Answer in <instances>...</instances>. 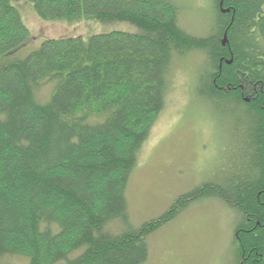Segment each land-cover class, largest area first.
Wrapping results in <instances>:
<instances>
[{
    "label": "trees",
    "instance_id": "trees-1",
    "mask_svg": "<svg viewBox=\"0 0 264 264\" xmlns=\"http://www.w3.org/2000/svg\"><path fill=\"white\" fill-rule=\"evenodd\" d=\"M27 1L43 21L134 30L46 38L13 57L34 38L19 6L0 0V264L12 256L24 264H143L148 237L202 198L238 215L233 264H264V0H222L226 12L212 0L203 35L180 25L171 0ZM192 51L203 54L201 99L246 117L238 121L244 163L133 225L130 176L164 108L174 60Z\"/></svg>",
    "mask_w": 264,
    "mask_h": 264
},
{
    "label": "rangeland",
    "instance_id": "rangeland-1",
    "mask_svg": "<svg viewBox=\"0 0 264 264\" xmlns=\"http://www.w3.org/2000/svg\"><path fill=\"white\" fill-rule=\"evenodd\" d=\"M11 1L19 6L21 19L34 38L29 42L31 46L26 44L13 57L27 55L46 38H85L111 30H134L125 22L43 21L27 0ZM171 1L179 7L180 25L185 30L196 35L209 30L212 0ZM203 61V54L192 51L176 58L170 69L164 108L138 153L126 189L133 225L159 216L178 195L207 180H221L244 163L240 154L244 128L238 126V121L246 117L232 106L201 99L198 89L205 69ZM48 90L49 86L43 88L37 97L45 99ZM237 220L238 215L221 201H195L148 237L149 255L143 264H233V227ZM118 228L119 223L110 226L112 231ZM8 261L26 262L19 256L9 257Z\"/></svg>",
    "mask_w": 264,
    "mask_h": 264
},
{
    "label": "water",
    "instance_id": "water-1",
    "mask_svg": "<svg viewBox=\"0 0 264 264\" xmlns=\"http://www.w3.org/2000/svg\"><path fill=\"white\" fill-rule=\"evenodd\" d=\"M219 6H220V10L221 12H226L228 11L227 9H223L222 8V0L220 1L219 3ZM227 39H226V34L224 33V36H223V40H222V44L224 45L226 43ZM230 61H227V63H229Z\"/></svg>",
    "mask_w": 264,
    "mask_h": 264
}]
</instances>
